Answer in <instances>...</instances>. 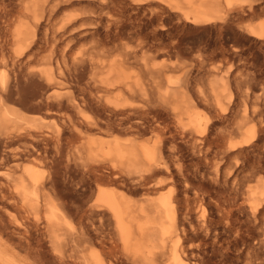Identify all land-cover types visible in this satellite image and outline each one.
Segmentation results:
<instances>
[{
    "label": "bare ground",
    "instance_id": "bare-ground-1",
    "mask_svg": "<svg viewBox=\"0 0 264 264\" xmlns=\"http://www.w3.org/2000/svg\"><path fill=\"white\" fill-rule=\"evenodd\" d=\"M199 26L264 47V0H0V264H264V113Z\"/></svg>",
    "mask_w": 264,
    "mask_h": 264
},
{
    "label": "rangeland",
    "instance_id": "rangeland-1",
    "mask_svg": "<svg viewBox=\"0 0 264 264\" xmlns=\"http://www.w3.org/2000/svg\"><path fill=\"white\" fill-rule=\"evenodd\" d=\"M253 21H259V19H253ZM204 27L199 26L197 28L190 29V30L187 29V30H183L181 32V36L184 39V44H185L184 47L187 48V51H188V52L186 51L187 53L184 54L185 56L182 55L181 58L191 59L192 57L194 58L196 56L195 54H197V56H198L199 53L205 51L204 52V53H206L205 54L206 56L204 55L205 58H208L211 55H213V56L216 55L215 58L213 59V61L208 62L209 65H211V64L212 65L213 64L218 65V63H219L222 68L226 69L227 67L229 68V65L231 64L230 65V67L232 66L231 71L233 72L235 77L240 79L239 81L244 82V88L243 89L247 90L249 87L251 97L254 100H256V99L260 100V101L256 100V104H257L256 106H258V108H259L258 111H261L262 113H264V47L258 43L256 45L255 42H253L251 39H249V37H247L246 35H245L246 36L245 37L244 34L240 35L238 37V35H236L233 31L226 30L223 33L222 37H219L218 33L215 30H209L206 27H205V29H206L205 30ZM154 29H155V27H149L146 30V32H149V33L153 32ZM230 31H231V33H230ZM157 38H158V40L162 39L163 41H166V42L171 41V40L175 41L174 39H171L170 34L168 35V33L166 31L160 32V30H159ZM219 40L224 41L225 44H224V42H222L223 45L220 46L221 49L220 48L214 49V44H215L214 42H217V43L220 42L221 43V41H219ZM234 41H237L236 44H234V45L231 44V43H234ZM237 44L239 46L238 47L239 50H234L233 47H235V45L237 46ZM200 48H202L204 51ZM191 50H193V51H191ZM226 50H229L227 52L228 55L226 54V56L230 57L233 62L232 61L228 62L225 57L220 55V52H222V51L225 52ZM153 54H155V52ZM191 54H193V55H191ZM186 56H187V58H186ZM190 56H191V58H189ZM163 58L167 59V56L164 57L162 55L161 56L159 55V56H157L156 61L157 60L160 61ZM171 58L175 59L176 56H173ZM231 68H229V69H231ZM246 78H251V79H249L248 84L245 83ZM252 84H253V87H252ZM250 85L252 88L250 87ZM250 88L253 90H251ZM30 113H31V115L33 114L35 118H39V120L42 121L41 122L42 129L50 130L52 132H55L57 129H59L60 120L58 117L57 118L55 116H52V118L50 116L47 117L46 113L43 110H33V112L30 111ZM49 117H50V119H49ZM43 118H45V119H43ZM42 123L48 124L49 127H47V125L46 126L43 125ZM24 157H22L18 160L20 168L25 167L26 165H34V166L39 167L40 169L45 168L44 171L46 172L47 168L46 167L42 168L40 165L38 166L37 162L32 157L31 158H29L27 156H24ZM34 163H36V164H34ZM261 174L264 175L263 172ZM255 177L256 176L250 178V180H251L250 182H252L251 183L252 185L255 184V180H256ZM254 178H255V180H254ZM233 262H232V264H235V263L237 264L235 258L233 259Z\"/></svg>",
    "mask_w": 264,
    "mask_h": 264
}]
</instances>
